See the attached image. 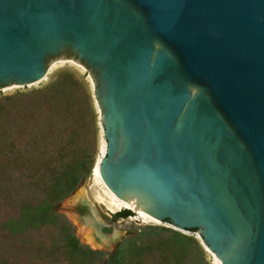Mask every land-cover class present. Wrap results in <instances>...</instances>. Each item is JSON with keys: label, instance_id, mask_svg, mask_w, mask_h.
<instances>
[{"label": "water", "instance_id": "1", "mask_svg": "<svg viewBox=\"0 0 264 264\" xmlns=\"http://www.w3.org/2000/svg\"><path fill=\"white\" fill-rule=\"evenodd\" d=\"M69 72L99 119V163L57 208L77 239L111 249L72 214L86 193L107 224L134 213L118 242L164 227L264 264V0H0V95Z\"/></svg>", "mask_w": 264, "mask_h": 264}, {"label": "trees", "instance_id": "2", "mask_svg": "<svg viewBox=\"0 0 264 264\" xmlns=\"http://www.w3.org/2000/svg\"><path fill=\"white\" fill-rule=\"evenodd\" d=\"M25 95L26 101L11 102L0 130V232L7 235L0 243V264H56L23 261L24 251L51 259L62 254L68 264H88L105 252L82 245L56 206L77 190L95 163L99 119L92 89L69 72L33 96ZM120 214L134 213L124 209ZM50 227L64 237L61 251L55 244H33L34 234ZM165 231L171 230L152 228L149 243L119 246L106 264H146L149 258L158 264H206L201 239L177 231L164 237Z\"/></svg>", "mask_w": 264, "mask_h": 264}, {"label": "rangeland", "instance_id": "3", "mask_svg": "<svg viewBox=\"0 0 264 264\" xmlns=\"http://www.w3.org/2000/svg\"><path fill=\"white\" fill-rule=\"evenodd\" d=\"M41 89L42 88L39 86V84H36V85H32V86L12 90V91H8V92L1 94L0 95V130H2L4 128L5 122H4V116L3 115L7 110H9V106H10L11 102H13L15 100H18V101L25 100L26 101L27 100L26 98H28V96H26L25 94H32V96H33V93H35L36 91L41 90ZM98 163H99V160L95 156V163H94L93 168ZM93 168H92V170H93ZM64 201H62L61 203H59L56 206V212L57 213H58L57 208ZM6 236L7 235L5 232H2V231L0 232V243H3L4 241L7 240ZM63 238L64 237H63L61 231L59 230V228L50 227L48 229L46 228V229L41 230L39 233H35L34 238H33V241H34L33 244L37 245V246H45V247H49L51 245L54 246V244H55L59 247V251H61L60 249L62 247H64ZM79 241L82 243V245L88 246L89 248H91L93 250L102 251V250H100L96 247H93L92 245H89V244H87L81 240H79ZM132 242L137 243V244L149 243L147 241H140V240L123 238L120 242H118L117 245H115L113 247V250L117 246L118 247L119 246L129 247L130 246L129 244ZM108 254H109V252L108 253L105 252V254L103 256L92 257L88 260V264H106L108 262ZM21 259L23 261H35L38 263H50V262H52V260H55L56 264H68V262H69L68 258L62 254L57 256V257H53V259H51L47 255H44L43 258H39L38 254H33L29 251H24ZM146 264H158V262H157L156 258H149L146 261ZM206 264H216L215 257L209 250H206Z\"/></svg>", "mask_w": 264, "mask_h": 264}, {"label": "flooded vegetation", "instance_id": "4", "mask_svg": "<svg viewBox=\"0 0 264 264\" xmlns=\"http://www.w3.org/2000/svg\"><path fill=\"white\" fill-rule=\"evenodd\" d=\"M71 207V211L73 216H79L81 218H86V212H88L89 215H96V217L99 219L100 224L102 225L101 227V231L97 230L96 228H88L85 225H81L82 227H84L85 229H87L89 231V233L92 235V237L97 240V241H102L106 244V248H111L110 250L108 249L109 253L115 251V249H117V247L113 250V246L118 244V240L115 239V237L113 235H110L112 233V229L115 225V223H117L120 219L122 218H128L131 217L133 215L130 216H121L120 212L122 211H112L113 214L111 215L112 217V223L107 224L105 223L101 217L99 216V213L97 211V208L95 206V203L92 201L91 197L89 195H87L85 193V195L82 196L81 199H79L76 202H73L70 204ZM102 209H105L104 205L101 206ZM75 217V216H74ZM119 239V238H118Z\"/></svg>", "mask_w": 264, "mask_h": 264}, {"label": "bare ground", "instance_id": "5", "mask_svg": "<svg viewBox=\"0 0 264 264\" xmlns=\"http://www.w3.org/2000/svg\"><path fill=\"white\" fill-rule=\"evenodd\" d=\"M94 247V246H93ZM214 255V254H213ZM214 257H215V255H214ZM215 260H216V258H215Z\"/></svg>", "mask_w": 264, "mask_h": 264}]
</instances>
